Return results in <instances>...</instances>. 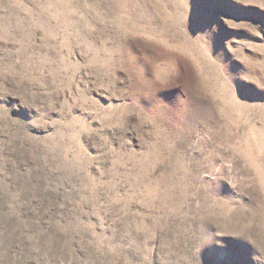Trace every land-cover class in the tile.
Instances as JSON below:
<instances>
[{
	"label": "rangeland",
	"instance_id": "obj_1",
	"mask_svg": "<svg viewBox=\"0 0 264 264\" xmlns=\"http://www.w3.org/2000/svg\"><path fill=\"white\" fill-rule=\"evenodd\" d=\"M0 264H264V0H0Z\"/></svg>",
	"mask_w": 264,
	"mask_h": 264
}]
</instances>
